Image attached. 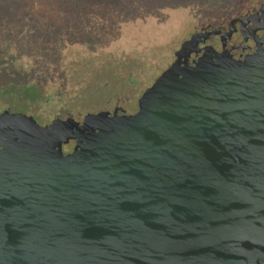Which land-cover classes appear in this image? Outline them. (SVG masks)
<instances>
[{
    "label": "water",
    "instance_id": "obj_1",
    "mask_svg": "<svg viewBox=\"0 0 264 264\" xmlns=\"http://www.w3.org/2000/svg\"><path fill=\"white\" fill-rule=\"evenodd\" d=\"M202 36L135 113H0V264H264V49Z\"/></svg>",
    "mask_w": 264,
    "mask_h": 264
},
{
    "label": "rangeland",
    "instance_id": "obj_2",
    "mask_svg": "<svg viewBox=\"0 0 264 264\" xmlns=\"http://www.w3.org/2000/svg\"><path fill=\"white\" fill-rule=\"evenodd\" d=\"M254 1L0 0V113L41 124L116 103L133 113L196 28Z\"/></svg>",
    "mask_w": 264,
    "mask_h": 264
},
{
    "label": "flooded vegetation",
    "instance_id": "obj_3",
    "mask_svg": "<svg viewBox=\"0 0 264 264\" xmlns=\"http://www.w3.org/2000/svg\"><path fill=\"white\" fill-rule=\"evenodd\" d=\"M213 31H216L217 33H212ZM196 33L204 34V36L201 37L202 42L199 45L200 48L211 45L218 52L225 51L235 59H244L248 55L256 54L259 49H264V0H255L251 7L242 9L240 12L233 14L227 20H225V22L219 24L208 22L207 25L202 26L199 29L196 28V30L190 35L188 39H190L191 36ZM203 52L204 51L202 50V52H200L198 55L193 53L191 60L193 61L198 59V57H200ZM117 108L124 109L118 103H116L113 109L108 110H110L113 114ZM9 111L21 112L12 111L10 109ZM124 111L125 113H128L125 109ZM123 113V111L119 110V114ZM74 146L75 142L72 141L69 145L64 146V151L66 153L71 152Z\"/></svg>",
    "mask_w": 264,
    "mask_h": 264
},
{
    "label": "trees",
    "instance_id": "obj_4",
    "mask_svg": "<svg viewBox=\"0 0 264 264\" xmlns=\"http://www.w3.org/2000/svg\"><path fill=\"white\" fill-rule=\"evenodd\" d=\"M23 2H27V0H22ZM32 91L33 93H35V91H37V89L31 88V90L27 91L30 92ZM24 96H29V94L24 95V93H22L19 97H24Z\"/></svg>",
    "mask_w": 264,
    "mask_h": 264
}]
</instances>
